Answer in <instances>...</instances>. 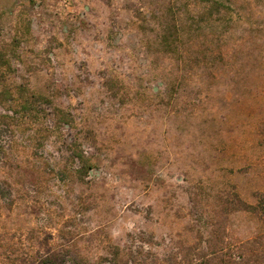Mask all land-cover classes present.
I'll return each instance as SVG.
<instances>
[{
	"label": "rangeland",
	"instance_id": "374dc122",
	"mask_svg": "<svg viewBox=\"0 0 264 264\" xmlns=\"http://www.w3.org/2000/svg\"><path fill=\"white\" fill-rule=\"evenodd\" d=\"M224 1L0 0V264L264 242V0Z\"/></svg>",
	"mask_w": 264,
	"mask_h": 264
},
{
	"label": "trees",
	"instance_id": "16d2710c",
	"mask_svg": "<svg viewBox=\"0 0 264 264\" xmlns=\"http://www.w3.org/2000/svg\"><path fill=\"white\" fill-rule=\"evenodd\" d=\"M206 3L209 7L210 14L222 13L223 11L230 13L233 10V7L226 3L224 0H200ZM33 98L37 96L33 95ZM7 192L5 189L0 187V197L1 199H7ZM234 197L228 201L229 207L231 205L238 206L239 209L248 210L251 212H260L264 211V193H261L259 196V201L257 204H246L238 193L233 194ZM209 245L202 246L201 244H195L190 246V249L196 254L194 261H197L195 264H264V242H261L254 239H249L247 241H242L235 250L230 252L223 253V256H219L220 253L224 252V249L218 248L214 243ZM139 252L134 253V261L131 260V263L140 264ZM73 258L70 262H63V264H101V260H90L83 255L73 253ZM106 264H119L118 257L115 260H108ZM109 261V262H108Z\"/></svg>",
	"mask_w": 264,
	"mask_h": 264
}]
</instances>
